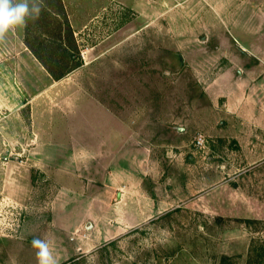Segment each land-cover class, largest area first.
I'll list each match as a JSON object with an SVG mask.
<instances>
[{"label":"rangeland","instance_id":"obj_1","mask_svg":"<svg viewBox=\"0 0 264 264\" xmlns=\"http://www.w3.org/2000/svg\"><path fill=\"white\" fill-rule=\"evenodd\" d=\"M128 1L0 40V264H264V0Z\"/></svg>","mask_w":264,"mask_h":264},{"label":"clouds","instance_id":"obj_2","mask_svg":"<svg viewBox=\"0 0 264 264\" xmlns=\"http://www.w3.org/2000/svg\"><path fill=\"white\" fill-rule=\"evenodd\" d=\"M39 12L40 7L33 0H0V40L28 19H35ZM31 245L37 264H57L47 239L33 238Z\"/></svg>","mask_w":264,"mask_h":264},{"label":"crops","instance_id":"obj_3","mask_svg":"<svg viewBox=\"0 0 264 264\" xmlns=\"http://www.w3.org/2000/svg\"><path fill=\"white\" fill-rule=\"evenodd\" d=\"M62 1V4H64V7H65V9L66 10H68V12L70 13V14H72V15H74V14H76L77 12H75L76 11V9L77 8H80V7H82V6H85V5H88L89 7H94L95 5H96V3L98 4V2H100V1H105V0H61ZM128 3L130 2V1H128V0H126ZM88 9H90V8H88ZM82 14H84V12L82 11V13H81V15ZM250 24H248V26H249ZM248 26H246V27H248ZM249 29H250V31H251V26L249 27ZM248 30V29H247ZM252 34V33H251ZM251 34L250 35H248L247 36V39H246V37H243V39H242V46H243V48H244V50H246L245 49V47L247 46V47H249L250 48V46L251 45H255L256 44V41L254 40L253 41V37H251ZM24 43V45H25V47H27V45L25 44V42H23ZM261 43V42H260ZM7 44V43H6ZM28 48V47H27ZM29 49V48H28ZM29 51L32 53V55L41 63V61L35 56V54L29 49ZM42 64V63H41ZM42 66L43 67H45V69L47 68V66L44 64V62H43V64H42ZM47 70V69H46ZM48 73H49V75L53 78V76H52V74L50 73V71H49V69H48ZM64 77H65V75H64ZM252 79H253V77H252ZM1 83H4V82H1ZM0 88H2V86L0 87ZM104 120V119H103ZM103 120L101 121V126L103 125L104 126V128L106 127V123H105V121L103 122ZM121 123V120L119 119V120H114V125H121L120 124ZM103 132H104V129H103ZM120 134H121V131H120V133L118 134V136L120 137ZM67 189V188H66Z\"/></svg>","mask_w":264,"mask_h":264},{"label":"trees","instance_id":"obj_4","mask_svg":"<svg viewBox=\"0 0 264 264\" xmlns=\"http://www.w3.org/2000/svg\"><path fill=\"white\" fill-rule=\"evenodd\" d=\"M56 1H58V2H59V5L63 7V4H62V1H61V0H56ZM33 2H35V0H33ZM47 9L50 10V11H52V9H51V7H50V4L47 5ZM55 15H57L60 19L62 18V16H61L60 14H55ZM62 20H63V24L66 25V29H67V31L69 32L68 34L71 35V36L73 37L74 32H73V30H72V27H71V25H70L68 19H67V18H62ZM30 21H31V19H28V20L26 21V22H27V25H26V28H27V29L30 28ZM27 45H28V44H27ZM31 50H32V52L35 54V56H36V57H37V58L43 63V61L41 60L40 56H38V54L32 49V47H31ZM49 71H50V73L52 74L53 78H54L56 81H57V80H60V79H62V78L64 77L63 74H62V75H57V74H55L53 71H51V70H49ZM262 253H264V252L262 251ZM251 254H252V253H251ZM259 256H261V254H260V255L258 254V258H259ZM262 256L264 257V255H262ZM250 257H252V255H251ZM261 258H262V257H261ZM254 260H255V261H259V260H256V259H254ZM251 264H254V263H251ZM259 264H262V263H259Z\"/></svg>","mask_w":264,"mask_h":264},{"label":"built area","instance_id":"obj_5","mask_svg":"<svg viewBox=\"0 0 264 264\" xmlns=\"http://www.w3.org/2000/svg\"><path fill=\"white\" fill-rule=\"evenodd\" d=\"M200 142H202V141L200 140Z\"/></svg>","mask_w":264,"mask_h":264}]
</instances>
